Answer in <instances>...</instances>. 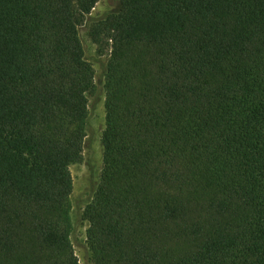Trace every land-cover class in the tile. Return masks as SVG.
<instances>
[{
  "label": "trees",
  "instance_id": "16d2710c",
  "mask_svg": "<svg viewBox=\"0 0 264 264\" xmlns=\"http://www.w3.org/2000/svg\"><path fill=\"white\" fill-rule=\"evenodd\" d=\"M101 0H0V264H81L71 167ZM94 264H264V0H120Z\"/></svg>",
  "mask_w": 264,
  "mask_h": 264
},
{
  "label": "rangeland",
  "instance_id": "374dc122",
  "mask_svg": "<svg viewBox=\"0 0 264 264\" xmlns=\"http://www.w3.org/2000/svg\"><path fill=\"white\" fill-rule=\"evenodd\" d=\"M120 11V0H101L86 24L80 28V36L85 47L87 60L92 64L95 76V90L88 96L89 118L84 159L81 164L71 167L74 192L71 197L73 235L72 241L81 264H94L88 246V222L84 213L92 203L101 184L104 168L102 138L106 129V76L111 50L106 46L101 50L89 35L90 25Z\"/></svg>",
  "mask_w": 264,
  "mask_h": 264
}]
</instances>
